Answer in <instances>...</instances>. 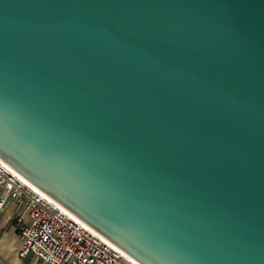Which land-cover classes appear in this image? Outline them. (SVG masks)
Wrapping results in <instances>:
<instances>
[{"label": "water", "instance_id": "1", "mask_svg": "<svg viewBox=\"0 0 264 264\" xmlns=\"http://www.w3.org/2000/svg\"><path fill=\"white\" fill-rule=\"evenodd\" d=\"M0 159L140 264H264V0H0Z\"/></svg>", "mask_w": 264, "mask_h": 264}, {"label": "built area", "instance_id": "2", "mask_svg": "<svg viewBox=\"0 0 264 264\" xmlns=\"http://www.w3.org/2000/svg\"><path fill=\"white\" fill-rule=\"evenodd\" d=\"M0 209L5 196L20 202L27 220L16 216L18 255L32 254L45 264H135L117 246L60 205L24 184L0 164Z\"/></svg>", "mask_w": 264, "mask_h": 264}, {"label": "crops", "instance_id": "3", "mask_svg": "<svg viewBox=\"0 0 264 264\" xmlns=\"http://www.w3.org/2000/svg\"><path fill=\"white\" fill-rule=\"evenodd\" d=\"M3 190L0 188V197ZM16 216L22 221L27 220V212L24 205L5 196L0 209V264H45L28 253L18 255L20 239L18 236V223Z\"/></svg>", "mask_w": 264, "mask_h": 264}, {"label": "bare ground", "instance_id": "4", "mask_svg": "<svg viewBox=\"0 0 264 264\" xmlns=\"http://www.w3.org/2000/svg\"><path fill=\"white\" fill-rule=\"evenodd\" d=\"M0 164H2L4 167H6L7 169H9L17 178H19V180H21L24 184H27L28 186H30L34 191L40 193L41 195H43L44 197L48 198L49 200L54 201L51 197H49L47 194H45L44 192H42L39 188H37L35 185H33L31 182H29L26 178H24L22 175H20L18 172H16L14 169H12L10 166H8L5 162H3L0 159ZM55 202V201H54ZM57 203V202H55ZM58 204V203H57ZM60 205V204H58ZM61 206V205H60ZM64 210H66L63 206H61ZM68 211V210H67ZM82 222V221H81ZM83 224H85L84 222H82ZM86 225V224H85ZM103 237V236H102ZM104 238V237H103ZM105 239V238H104ZM107 240V239H106ZM125 253V252H124ZM126 254V253H125ZM127 255V254H126ZM131 261L135 264H140L139 262H137L136 260H134L133 258H131L129 255H127Z\"/></svg>", "mask_w": 264, "mask_h": 264}]
</instances>
